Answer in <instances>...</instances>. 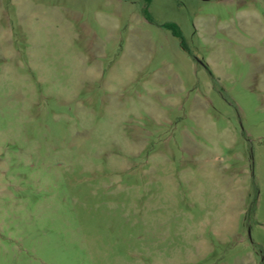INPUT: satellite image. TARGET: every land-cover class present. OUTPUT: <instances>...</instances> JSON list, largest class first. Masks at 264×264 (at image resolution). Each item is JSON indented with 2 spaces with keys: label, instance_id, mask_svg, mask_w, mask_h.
<instances>
[{
  "label": "rangeland",
  "instance_id": "rangeland-1",
  "mask_svg": "<svg viewBox=\"0 0 264 264\" xmlns=\"http://www.w3.org/2000/svg\"><path fill=\"white\" fill-rule=\"evenodd\" d=\"M0 264H264V0H0Z\"/></svg>",
  "mask_w": 264,
  "mask_h": 264
},
{
  "label": "trees",
  "instance_id": "trees-1",
  "mask_svg": "<svg viewBox=\"0 0 264 264\" xmlns=\"http://www.w3.org/2000/svg\"><path fill=\"white\" fill-rule=\"evenodd\" d=\"M143 1L146 5H149L152 2V0H143ZM145 11L147 13V10H145ZM167 27L173 31L174 35H176L180 38L182 37L181 29L176 23H168Z\"/></svg>",
  "mask_w": 264,
  "mask_h": 264
}]
</instances>
